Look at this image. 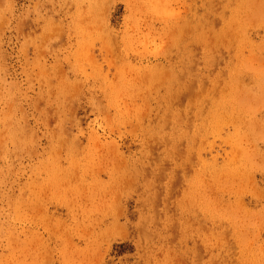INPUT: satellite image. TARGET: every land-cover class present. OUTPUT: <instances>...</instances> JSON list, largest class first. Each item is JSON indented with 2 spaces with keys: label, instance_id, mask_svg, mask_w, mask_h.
Segmentation results:
<instances>
[{
  "label": "rangeland",
  "instance_id": "1",
  "mask_svg": "<svg viewBox=\"0 0 264 264\" xmlns=\"http://www.w3.org/2000/svg\"><path fill=\"white\" fill-rule=\"evenodd\" d=\"M0 264H264V0H0Z\"/></svg>",
  "mask_w": 264,
  "mask_h": 264
}]
</instances>
